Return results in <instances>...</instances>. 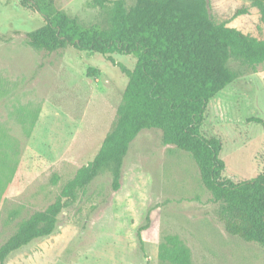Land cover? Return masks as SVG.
<instances>
[{
    "label": "rangeland",
    "instance_id": "374dc122",
    "mask_svg": "<svg viewBox=\"0 0 264 264\" xmlns=\"http://www.w3.org/2000/svg\"><path fill=\"white\" fill-rule=\"evenodd\" d=\"M112 1L54 4L91 24ZM207 1L215 24L264 38V22L249 0ZM133 2L124 0L125 6ZM242 8L245 13H235ZM43 24L19 0H0V244L94 157L127 82L122 68L135 62L131 54L114 53L112 62L71 46L34 48L26 33ZM228 66L236 77L209 101L203 130L220 138L223 176L237 181L264 173L257 121L264 120V61L232 55ZM120 182L114 191L107 171L96 176L60 211L53 233L11 252L3 264H170L158 258L166 234L180 237L193 264H264L258 243L225 231L196 163L188 152L164 145L160 130L144 129L130 143Z\"/></svg>",
    "mask_w": 264,
    "mask_h": 264
},
{
    "label": "trees",
    "instance_id": "16d2710c",
    "mask_svg": "<svg viewBox=\"0 0 264 264\" xmlns=\"http://www.w3.org/2000/svg\"><path fill=\"white\" fill-rule=\"evenodd\" d=\"M249 1L264 22V0ZM19 5L43 17L42 26L26 33L34 48L54 51L71 46L106 55L112 62L114 53L131 54L135 62L131 69L122 68L127 82L115 119L94 157L77 168L51 203L22 220L0 244V264L11 252L53 233L60 211L96 176L107 171L111 189L118 190L130 143L140 131L151 128L160 130L164 145L190 154L203 186L218 203L225 231L264 250V173L237 181L223 176L222 142L203 130L209 101L236 77L229 58L263 62L264 38L215 24L207 0H134L129 6L113 0L101 20L91 24L58 9L54 0H19ZM245 12L242 8L235 13ZM257 121L264 132V120ZM57 179L54 175L53 181ZM145 220L142 227L149 223L148 214ZM158 258L170 264H193L190 249L176 234L163 236Z\"/></svg>",
    "mask_w": 264,
    "mask_h": 264
}]
</instances>
